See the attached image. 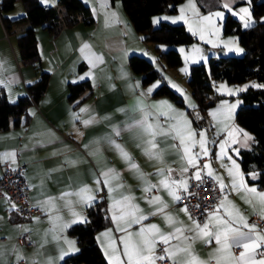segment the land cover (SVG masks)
<instances>
[{
    "label": "crops",
    "instance_id": "crops-1",
    "mask_svg": "<svg viewBox=\"0 0 264 264\" xmlns=\"http://www.w3.org/2000/svg\"><path fill=\"white\" fill-rule=\"evenodd\" d=\"M2 1L0 0V3ZM81 1L90 8L95 22L91 26L80 22L72 27H67L62 22L58 31L54 33L41 28L37 30L40 71L49 74L47 89L38 102L31 101L19 126H10L8 130L0 132V178L5 163H10L13 166L25 165L24 177L30 189L31 202L35 205H42L41 202L51 198V203L48 205L52 209L50 215L22 221L15 214L14 205L5 198L0 199V251L4 253L0 256V264L16 262L13 249L23 255L25 259L20 261L23 264H32L33 261L36 264H48L49 259L54 264H62L67 257L77 254L78 251H72L67 243L74 241V247L79 249L76 239L69 234V230L73 226L83 223L71 224L70 227L64 228L62 231L55 225L69 223L73 219H77V217H73V211L87 218L88 207L83 203H76L78 198L74 193L84 185L95 189L97 187L95 180L98 174L107 169H115L120 174L119 180L113 181V184L122 183L124 185L114 193L115 197L119 199L122 194L135 196L137 198L135 203L140 205L144 214L155 211L156 207L161 206L149 205L144 201L145 193L142 189L146 186L145 179L152 184H157L160 179L164 178L157 175L158 170L171 168L173 172L170 180L183 179L187 181L186 189L183 187L173 188V191L179 195V191L188 189L189 183L186 175L192 171L195 176L196 171L199 170L197 167H190L186 158H181L182 150L171 147L172 144L178 143L172 139L171 135L156 137L157 151L162 154L160 160L145 155L143 141L149 137L144 136L139 129L122 131L119 137L114 135L113 129H127L128 125L140 119V113L134 112L133 106L138 98H141V93H146L147 89L153 85L160 86L161 82L157 81L144 86L141 76L134 74L129 67L131 56L150 58L153 55H151L150 46L144 43L142 37L133 28L122 4L112 0ZM237 1L234 7L237 5ZM39 2L44 7L56 5V0H48V3H43L42 0ZM193 2L199 10L200 17L216 11H222L224 15L228 12L221 7L225 0H193ZM18 3L23 6L21 2L17 1L14 9ZM187 4L188 0H184L177 6L175 12L181 13V8H184L185 19H178L176 23H172L171 19H162L160 23L173 25L181 22L187 29L194 20L201 23L202 20L193 15V11L187 7ZM18 7L17 9H20V6ZM19 11L21 14H25L24 7ZM60 16L62 17V12ZM160 17L173 18L170 13L161 14ZM1 18L0 15V62H3L0 72L3 75L2 79H5L10 87H0V92L4 93L10 103H16L18 99L27 95V87L39 79L40 73L35 66L22 60L17 45V38L28 28V23L13 24L10 32L7 33ZM154 18H152L153 27L159 26L160 23H153ZM6 20L10 22L15 19L6 17ZM185 20L188 23H185ZM217 26L219 29L221 28V21H218ZM85 45L88 47L85 48ZM96 56L102 57V62L97 61L93 64L92 60ZM154 66L163 67V64ZM81 83H88L90 88L76 100H69V85ZM159 86L143 97L144 104L158 106L152 109L153 115L149 117V121L166 130L175 123L176 119H181L179 113H184V119L190 121L192 129L191 124H195L189 112H183L180 109L183 107L169 98L154 96V92ZM169 86L174 89L171 85ZM245 90H242L240 94ZM189 101V106L196 109L195 101ZM161 102H167V104H161ZM167 105H171L172 108L169 109ZM82 109L83 111H81ZM160 113H167V116L160 115ZM86 120L94 122L85 124ZM222 137L223 139H221ZM222 137H220V141H225V136ZM194 139L198 141L197 136ZM109 140H114L129 153L132 162L138 165L139 170L145 174V179H141L135 171L130 169L129 162L121 158L120 153ZM250 144L252 147L253 142L251 141ZM207 148L209 155H201L198 165L201 163L202 166L204 164L211 165L212 175H208L210 170L203 167L200 174L212 177L219 187L220 180H222L227 186L222 197V199L227 197L224 201L226 207L229 210L234 207L250 223L254 222V216L261 217L264 214V204L256 194L264 189H258L256 186L246 183L237 160L239 150L236 152L225 146L222 153L218 144L212 146L210 143L207 144ZM198 151L197 143L193 152ZM13 152L16 155L14 159H10L8 154ZM222 157H225L226 166L233 167V174L217 180V163ZM71 161L76 163L72 164ZM184 167H188L189 171L182 174L181 169ZM165 176H168L167 172H165ZM241 176L243 177L242 181ZM233 180L236 183L235 189L231 187ZM251 188H255L256 193L248 190ZM152 192L155 194L150 193L149 195L160 196L168 207L164 213L150 216L149 220L142 222V225H133L131 231L135 232L143 225L156 224L161 232L168 234L174 232L177 227L188 229L193 226L189 219V212L182 211L185 206L181 204L180 200L177 201L169 195L167 189L161 187ZM66 193L69 195L65 196ZM98 200H103L105 203L107 223L103 229L97 232L96 242L107 263L110 264V259L114 261L115 257L112 256V248L108 246L109 242L124 233L117 231L107 233L108 229L116 228V224L110 219L112 213L108 211L112 200L107 189L101 191L93 203ZM168 214L175 220L182 221L183 224L169 225L164 219V216ZM57 217L60 219L56 220ZM120 226L125 227L126 225L121 222ZM21 233L30 234L34 244L32 248H24L17 244L16 239ZM185 235H190V233L186 231ZM190 243L192 252L203 261H208L210 254H214L217 247L215 243H205L204 239H196ZM116 245L122 248L118 240ZM176 245L187 248L189 241L183 240V238L173 239L169 245L158 243L156 249L159 246L165 248ZM62 248L68 249L70 254L63 260H59ZM168 264H172L171 260ZM212 264L215 262L213 261Z\"/></svg>",
    "mask_w": 264,
    "mask_h": 264
},
{
    "label": "trees",
    "instance_id": "trees-1",
    "mask_svg": "<svg viewBox=\"0 0 264 264\" xmlns=\"http://www.w3.org/2000/svg\"><path fill=\"white\" fill-rule=\"evenodd\" d=\"M17 1L22 3L25 16L9 22L2 17V12L12 11ZM112 1L121 2L133 28L146 44L170 48L189 47L196 41L184 25L160 23L158 27H153L152 24V18L157 15L174 14L177 6L184 0ZM249 6L252 17L258 21L264 15V2L251 0ZM0 15L7 33L10 32L13 24L28 23V28L17 38V45L22 60L35 66L40 73L39 79L27 87V95L18 99L16 103H10L4 93L0 92V132H3L10 126H19L31 101L38 102L47 89L49 74L40 71L37 30L41 28L54 33L58 31L62 22L67 27L75 26L80 22L91 26L95 19L90 8L81 0H56L54 7H44L39 0H3L0 3ZM223 31L224 35L234 34L238 37L245 54L241 58L211 57L207 65L190 67L187 85L196 103V109L202 115L206 114L209 108L220 99L216 96L212 102L210 101L214 86L218 82H224L228 86H241L249 81L264 85V24L257 23L243 29L237 20L228 15ZM156 50L158 52L159 49L156 48ZM159 57L168 69H177L182 65L180 54L174 49L159 53ZM129 67L134 74L141 76L144 86L157 81L161 82L154 92L155 97L169 98L177 105L184 107L182 98L162 80L160 71L154 64L144 57L131 56ZM89 88L88 83L69 85V100H76ZM239 98L241 104L235 116V124L252 136L253 144L250 150H239L237 160L246 183L258 189H264V87L247 88ZM192 120L196 124L194 119ZM253 174L256 179L252 178ZM86 215L87 223L75 225L69 230V234L77 241L79 251L67 257L62 264H108L96 242L97 232L107 223L104 201L98 200L93 203L87 208Z\"/></svg>",
    "mask_w": 264,
    "mask_h": 264
},
{
    "label": "snow or ice",
    "instance_id": "snow-or-ice-1",
    "mask_svg": "<svg viewBox=\"0 0 264 264\" xmlns=\"http://www.w3.org/2000/svg\"><path fill=\"white\" fill-rule=\"evenodd\" d=\"M42 2L48 3V0H42ZM235 2L236 0H225V2L221 4V7L226 9L232 15L238 16L243 22V27H251L255 21L252 19V14L249 8L241 7L239 11H236L234 10ZM247 2L250 3L251 0H247ZM187 7L193 11L194 16L201 20H211L212 16L220 19L224 18V12L222 11H216L209 14L208 16L200 17L199 10L197 9L193 0H188ZM180 11V17H158L154 18L153 23L158 24L162 19H171L172 23H176L178 19L183 20L185 19V9L181 8ZM113 16H115L114 13ZM185 23H188V21L185 20ZM189 31H191L193 35L198 34L193 30L191 25L189 26ZM200 38L204 39L202 33L200 34ZM207 42L211 43V41ZM213 46L215 47L216 45L214 44ZM84 47L87 48L88 45H85ZM193 50L196 52L200 51L195 46ZM180 51L183 52L184 49H181ZM235 51L243 52V49L237 47ZM97 61L102 62V57L96 56L94 60H92V63L95 64ZM2 63L3 62H0V67H2ZM182 71H186V69H183ZM81 78L83 79V77ZM158 86V84L153 85V87L147 89L146 93H141V98H138L136 104L133 106V111L140 113V119L128 125L127 129H113V133L116 137H119L122 131H135L139 129L144 136L149 137V139L143 141L145 146V155L149 156V158H156L157 160L162 158V154L157 151L158 142L156 137L158 135H171L173 140L178 141V143L172 144L171 147L182 150L181 158H186L187 164L192 168H196L199 163L200 156L209 155L206 133L204 131L199 133L192 131L190 127V121L184 119V113H179V117L181 119H176L175 123H173L166 130L160 128L156 123L150 122L149 117L153 115L152 109L158 106H148L144 104L143 97L148 93H151L154 88ZM251 86L264 87V85L256 84ZM0 87L8 88L10 87V84L5 79L0 78ZM221 87L224 86L222 85ZM247 87H249V85H245V88ZM161 104H167V102H161ZM167 107L169 109L172 108L171 105H167ZM192 107H195V105H192ZM232 107L235 106L233 105ZM81 111H83V109ZM160 115L167 116V113H160ZM210 115L215 116V113H210ZM91 122L94 121H84L85 124ZM236 131L242 132L245 140L252 139V137H250L246 132H243L242 129H236ZM197 135L199 136V141L194 139ZM228 135L231 136L232 133L229 132ZM109 142L112 143L118 150L121 158L129 162L130 169L135 171L141 179H145V174L139 170L138 165L132 162V158L129 153L125 151L120 144L115 143L114 140H109ZM197 143L199 145V151L193 152V148L196 147ZM213 143H215V141H213ZM219 147L223 153L225 143H220ZM15 155L16 154L14 152L8 154L10 159H14ZM70 163L75 164L76 162L71 161ZM202 167L209 168L210 166L208 164H204ZM188 171V167L181 169L182 174L187 173ZM165 172L168 173V176H165ZM172 172L173 169L171 168L159 169L157 175H160L164 178L160 179L157 184H152L150 181L145 179L146 186L142 189V191L145 193V196L143 197L144 201L149 205H161L156 207L155 211H152L148 214H144V210L140 207V205L135 203L137 199L135 196L130 194H122L119 199L115 197L114 193L118 189L124 187L122 183L113 184V181H118L120 178V174L116 172L115 169H107L106 171L99 173L97 179L95 180V184L97 185L95 189L84 185L74 193V195H76L78 198L76 203H83L86 207H90L96 200L97 195L101 191L107 189L112 200V203L108 209V211L112 213L110 219L114 224H116V228L108 229L107 233H111L113 231L124 233V235L113 238L109 242L108 246L112 248V256L115 257L114 261L110 259V264H157V261L163 262L167 260H171L172 264H212L213 261L215 264H264V227H260V225L255 222L250 223L245 218V216L234 207L232 210H229L224 203V201L227 199L226 196L217 206L213 207L212 211L207 214V218L204 221H198L196 218L189 215V219L192 221L193 225L191 228L185 229L183 227H177L175 228L174 232L164 234L156 224H148L139 227L135 232L131 231L133 225H142V222L149 220L150 216H155L158 213H164V210L168 207V205L163 202L160 196L149 195L154 189L163 187L164 189L168 190L169 195L173 196L175 200L179 201L181 199L180 195H177L176 192L173 191V188L183 187L186 189L187 181L183 179L170 180ZM208 175H212L211 170L209 171ZM229 175H232L231 170H229ZM255 178V174H253V179ZM195 179H202L200 170L196 171ZM216 179L220 180L219 177H216ZM240 179L242 181L243 177L241 176ZM226 187L227 186L223 183V181L220 180L221 192H223ZM231 187L233 189L236 188L235 180H233ZM248 190L256 193L255 188ZM256 194L259 196L261 203L264 204V191L258 192ZM64 195L67 196L69 194L66 193ZM41 203L48 205L51 203V198L48 201H43ZM182 211L187 213V206H185ZM72 215L73 217H77V219H73L69 223L56 224L55 227L62 231L64 228L70 227L71 224L88 222L86 217H82L75 211L72 212ZM59 219V217L56 218V220ZM164 219L169 225H172L173 223L183 224L182 221L175 220V218L170 214L165 215ZM261 221H264V214L261 215ZM121 222H123L126 226L121 227ZM186 231L190 233V235H185ZM180 238L189 241V246L187 248H181L179 245H176L162 248L160 254L156 253V247L158 243L169 245L170 241L173 239ZM196 239H204L205 243H215L217 246L215 253L210 254V259L208 261L200 260L199 257H197L192 252L190 242ZM117 240L119 241V245H122V248L116 245ZM67 243L72 251H79L78 248L74 247V241H68ZM13 253L16 257L15 264H19L20 261L25 259L18 250L13 249ZM69 254L70 252L68 249L62 248L58 259L63 260L64 257ZM107 254L108 253L106 252V255ZM2 255H4V253L3 251H0V256ZM32 264H36V262L33 261ZM48 264H54V262L49 259Z\"/></svg>",
    "mask_w": 264,
    "mask_h": 264
},
{
    "label": "rangeland",
    "instance_id": "rangeland-1",
    "mask_svg": "<svg viewBox=\"0 0 264 264\" xmlns=\"http://www.w3.org/2000/svg\"><path fill=\"white\" fill-rule=\"evenodd\" d=\"M120 2V1H119ZM264 2V0H262ZM121 4V2H120ZM237 5L234 7V10L239 11L241 7H248L250 12V6L247 0H238ZM18 6H20V9ZM23 6L18 3L16 6V9H13L10 12H2V17H11V19H15L14 21L22 18L25 16H21V10ZM20 13V14H19ZM209 15V14H208ZM206 15V16H208ZM232 16L235 20H237L241 27L243 29H247L243 27V22L239 19L238 16H234L229 12H226L223 19L217 18L215 16H212L211 20H202L200 23L198 20H194L191 22V27L194 31H196L198 34L193 35L189 29L187 31L189 34L195 38V42L189 46V47H166V46H155L152 44H148L150 46V50H152V53L150 58H145L152 64H163V61L160 60L159 53H166L169 50H176L181 57L182 65L177 69H168L163 65V67H156L155 68L160 71L162 80L167 83V85H171L174 89H172L177 95H179L184 103V107L180 108L183 112H189L192 115V119L196 122L195 125H192V130L196 133H199L201 131H204L206 133V140L207 144L210 143V145H220V143H225V146L230 147L231 149L235 150L236 152L238 150H250L251 148V141L253 142V138L250 140H245L243 137L242 132L236 131V129H240L235 124V116L236 113L240 107L241 101L239 98L240 92L242 90H245V85H249V87H252L251 85L257 83L253 81H249L244 86H228L224 82H218L214 86L213 94L210 96V101L212 102L216 96H218L220 99L216 101L215 105L209 108L206 114L202 115L197 109L191 108L189 106L190 101L194 100L191 95V91L187 85L188 81V74L191 66L194 65H200L204 64L207 65L208 61L211 57L215 58H221V57H238L241 58L244 56L245 51L239 44L238 37L234 34L232 35H224V24L227 16ZM161 15L155 16V18L160 17ZM181 13H175L171 14V17L176 18L180 17ZM186 14L184 13V17ZM252 19L255 21V23L252 25H256L257 23L264 24V15L257 21L253 17ZM218 21H221V28H218ZM184 23L179 22L178 24L173 25H183ZM251 26V27H252ZM158 27V26H154ZM250 28V27H248ZM203 34L204 39L200 38V34ZM211 41V43L207 42ZM216 45L215 47L213 45ZM194 46L198 48L200 51L196 52L194 51ZM243 49V52H237L235 51L236 48ZM158 48V52L156 50ZM184 49L183 52L180 50ZM231 49V50H230ZM203 57V58H201ZM183 69H186V71H182ZM165 70V72H163ZM0 78H3V75H1L0 72ZM175 85V87H174ZM224 87H221V86ZM170 87V86H169ZM254 88H260V87H254ZM13 99V98H12ZM194 102V101H193ZM235 107H232V106ZM210 113H215V116L210 115ZM229 132L232 133L231 136H229ZM245 132V131H243ZM247 133V132H246ZM248 134V133H247ZM225 136V141H220V137ZM250 137H252L250 134H248ZM198 141L199 136L197 135ZM215 141V143H213ZM225 157H222L218 160V168L216 170L218 171L217 177L220 179H224L227 175H229V170H231L233 167L225 164ZM215 165V164H214ZM208 168L209 170H212L211 165ZM215 170V169H214ZM233 174V173H232ZM207 175V174H206ZM208 176V175H207ZM210 177V176H208ZM213 179L212 177H210Z\"/></svg>",
    "mask_w": 264,
    "mask_h": 264
},
{
    "label": "built area",
    "instance_id": "built-area-1",
    "mask_svg": "<svg viewBox=\"0 0 264 264\" xmlns=\"http://www.w3.org/2000/svg\"><path fill=\"white\" fill-rule=\"evenodd\" d=\"M197 169H202V163L197 166ZM25 170L26 167L23 164L13 166L10 163H5L3 165V174L0 178V199L9 200L14 205L15 214L22 221L50 215L52 212L50 205H35L31 202L30 189L24 177ZM200 175L202 179L196 180L192 171H190L186 175L189 183L188 189L179 191V195L181 204L187 206L189 214L202 222L207 218V214L212 211L213 207L220 203L224 193L221 192L215 181L204 174ZM153 193L155 194V192ZM253 219L260 227H264V221H261V217L254 216ZM16 242L24 248L34 246L29 233L19 234ZM162 248L164 247L159 246L156 253L160 254ZM157 263L168 264L169 260L157 261ZM10 264H15V262ZM19 264L23 263L19 262Z\"/></svg>",
    "mask_w": 264,
    "mask_h": 264
}]
</instances>
